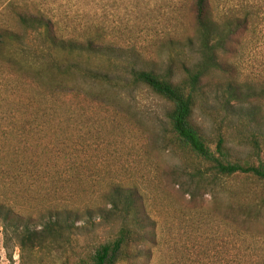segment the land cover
Masks as SVG:
<instances>
[{"label":"rangeland","instance_id":"374dc122","mask_svg":"<svg viewBox=\"0 0 264 264\" xmlns=\"http://www.w3.org/2000/svg\"><path fill=\"white\" fill-rule=\"evenodd\" d=\"M13 1L35 2L68 28L103 29L115 49L112 72L145 67L164 73L173 58L179 79L183 62L199 61L193 0H0V20ZM213 2L220 16L247 20L229 62L256 98L246 108L229 105L227 78L213 75L195 118L212 147L221 130L237 158H255L249 139L256 129L264 131V122L261 128L249 113L264 118V0ZM85 66L111 67L103 58ZM6 78L0 77V202L35 214L53 205H100L109 184H134L146 195L157 244L132 250L130 262L120 264H264V218L248 234L236 227L232 211L220 212L235 204L242 181H229L228 191L215 199L214 191H195L190 177L171 175L182 159L162 141L161 123L170 109L165 101L147 89L118 95L89 85L54 97L21 83L26 89L19 92L12 90L16 81ZM110 225L97 220V236L107 237ZM78 238L80 246L92 240L87 234ZM69 259L77 260L71 248L23 249L0 227V264L75 263Z\"/></svg>","mask_w":264,"mask_h":264},{"label":"trees","instance_id":"16d2710c","mask_svg":"<svg viewBox=\"0 0 264 264\" xmlns=\"http://www.w3.org/2000/svg\"><path fill=\"white\" fill-rule=\"evenodd\" d=\"M193 10L200 39L199 61L183 62L184 77L177 79L173 58L164 73L145 67H131L128 72L120 67L112 72V67H117L111 59L115 49L103 29L68 28L35 2L13 1L0 20V77L16 81L13 91L25 90L23 83L54 97L59 90H77L84 85L118 95L125 89L149 90L170 105L161 123L162 141L168 152L182 159L171 175L190 177L195 191H214L215 199L228 191L225 186L229 181H242L245 187L236 192L235 204L220 212L232 211L236 227L250 234L254 232L251 227L264 218V131L256 129L257 134L249 139L255 158L243 160L232 153L221 130L212 147L195 118L198 98L213 75L227 78L225 99L229 105L236 102L246 108L254 103L256 95L237 81L238 73L229 62L247 20L220 16L213 0H193ZM32 38L39 43L33 45ZM95 58L108 61V71L85 66ZM249 114L259 125L264 122L257 112ZM99 200L100 205L46 206L35 214L0 202V227L17 238L23 249L67 253L71 248L77 255V260L69 259L75 260L74 264L130 262L132 250L156 246L157 225L138 185L111 183ZM97 220L111 224L107 237L97 236ZM82 234L92 238L86 246L79 244Z\"/></svg>","mask_w":264,"mask_h":264}]
</instances>
